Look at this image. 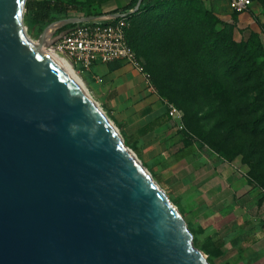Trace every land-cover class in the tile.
Returning <instances> with one entry per match:
<instances>
[{"label":"water","instance_id":"95a60500","mask_svg":"<svg viewBox=\"0 0 264 264\" xmlns=\"http://www.w3.org/2000/svg\"><path fill=\"white\" fill-rule=\"evenodd\" d=\"M140 0L137 9H140ZM0 0V264H210L137 155Z\"/></svg>","mask_w":264,"mask_h":264},{"label":"rangeland","instance_id":"374dc122","mask_svg":"<svg viewBox=\"0 0 264 264\" xmlns=\"http://www.w3.org/2000/svg\"><path fill=\"white\" fill-rule=\"evenodd\" d=\"M31 1L74 4L81 9L56 15L55 23H63L95 13H108L116 7L124 10L133 0ZM252 1L253 7L244 14L231 11L227 0H192L197 8L181 10L182 14L192 10L210 12L225 23L218 26L219 33L232 37L238 49L236 67L239 72L232 82L217 75L213 77V72L197 63L202 32L191 19L145 18L140 24L128 22V32L130 40L139 38L140 60L155 91L164 97L168 106L182 112L183 133L201 148L233 163L254 192L264 197V133H260L264 129V0ZM26 14L27 34L37 43L39 29L28 22ZM70 64L126 146L178 209L193 235L194 246L207 256L210 264H236L225 258L224 245L200 209L201 201L178 178L180 167L148 138L132 130L131 120L120 100L112 96L111 89L93 70L82 72ZM254 124H259L257 131L253 130Z\"/></svg>","mask_w":264,"mask_h":264},{"label":"crops","instance_id":"0c3cea01","mask_svg":"<svg viewBox=\"0 0 264 264\" xmlns=\"http://www.w3.org/2000/svg\"><path fill=\"white\" fill-rule=\"evenodd\" d=\"M93 71L120 100L132 130L180 167L177 176L201 201L200 209L224 245L225 258L236 264H264L262 194L254 192L233 163L211 154L183 133V122L170 116L167 102L144 74L119 61L98 64Z\"/></svg>","mask_w":264,"mask_h":264},{"label":"trees","instance_id":"16d2710c","mask_svg":"<svg viewBox=\"0 0 264 264\" xmlns=\"http://www.w3.org/2000/svg\"><path fill=\"white\" fill-rule=\"evenodd\" d=\"M139 1L140 0H133L124 10H118L113 13L127 12L135 9ZM193 7L197 8L192 0H143L140 9L133 14H129L127 20L130 24H140L145 18L155 17L160 20L166 19L167 21L174 18L184 21L185 19H191L196 28H198V26L201 27L202 32L197 63L210 73L213 72V77L217 75L222 80L232 82L231 80L234 79L235 74L239 72L238 67H236L238 62V49L236 48V43L233 41L232 37L220 35L218 26H224L225 23L210 12L197 13V10H192V12L189 11L182 14L181 10L183 8ZM80 10L81 9L74 4L65 5L59 2H33L28 0L26 4V17L32 26L39 29L38 33L40 37L44 27L56 22V15H63L71 11L79 12ZM98 15H102V13H95L88 17H96ZM74 27L75 25L64 26L57 31V34L60 35L69 32ZM128 40L130 46L135 50L138 57L141 58L139 56V53H141L139 38L136 37L130 40L128 32ZM239 61L242 62V60ZM161 97L164 99L163 96ZM258 129L259 124H254L253 130L257 131ZM260 133L263 134L264 129L261 130Z\"/></svg>","mask_w":264,"mask_h":264},{"label":"built area","instance_id":"2783aa9c","mask_svg":"<svg viewBox=\"0 0 264 264\" xmlns=\"http://www.w3.org/2000/svg\"><path fill=\"white\" fill-rule=\"evenodd\" d=\"M227 1L231 11L237 14L247 13L253 7L252 0ZM137 10L92 16V21L76 24L48 50L65 56L82 72H91L98 64L126 62L144 74L150 82V76L128 40L127 17ZM169 108L170 116L183 122L182 112L174 106Z\"/></svg>","mask_w":264,"mask_h":264},{"label":"bare ground","instance_id":"6f19581e","mask_svg":"<svg viewBox=\"0 0 264 264\" xmlns=\"http://www.w3.org/2000/svg\"><path fill=\"white\" fill-rule=\"evenodd\" d=\"M37 46L38 43L34 42ZM46 52L52 57V59L73 79L76 81V83L87 93V95L93 100V103L96 105L98 110L104 115L105 118H107L106 114L104 111L101 109L98 103L90 96V93L87 91L86 87L80 80V78L77 76L76 72L74 71L73 67L71 66V62L66 59L61 57L59 54L54 53L53 51L46 50ZM109 124L112 126V128L115 130V132L121 137L119 131L115 128V126L112 124V122L107 118ZM122 138V137H121ZM157 183V182H156Z\"/></svg>","mask_w":264,"mask_h":264}]
</instances>
